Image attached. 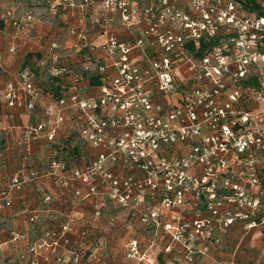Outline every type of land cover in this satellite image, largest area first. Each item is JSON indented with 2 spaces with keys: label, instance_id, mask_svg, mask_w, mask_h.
Instances as JSON below:
<instances>
[{
  "label": "built area",
  "instance_id": "1",
  "mask_svg": "<svg viewBox=\"0 0 264 264\" xmlns=\"http://www.w3.org/2000/svg\"><path fill=\"white\" fill-rule=\"evenodd\" d=\"M96 3L101 59L83 54L94 49L89 30L75 49L37 36L38 58L0 92L7 120L37 107L43 116L0 144V154L20 150L0 190V223L28 191L51 205L50 179L96 217L108 205L124 212L121 260L97 264H154L158 250L173 264H203L235 223L264 227V0H0V23L14 29L5 54L44 13L36 5L57 20ZM40 144L49 158L38 168ZM31 214L36 226L40 212ZM34 234L22 261L89 264L65 223Z\"/></svg>",
  "mask_w": 264,
  "mask_h": 264
},
{
  "label": "crops",
  "instance_id": "2",
  "mask_svg": "<svg viewBox=\"0 0 264 264\" xmlns=\"http://www.w3.org/2000/svg\"><path fill=\"white\" fill-rule=\"evenodd\" d=\"M38 13H43L40 18L33 23V28L24 31L21 36L15 39L18 46L17 53L10 56L5 54L8 43L11 42L14 29L10 26L0 23V54L4 53L3 65L0 66V92L8 80H12L29 62L38 58V55L32 54L39 47V42L35 41V37L44 36L49 39H62L65 47L75 49L78 45V33L82 30H89L93 40L94 49L90 53L101 59L102 53L99 46L105 41V36L102 35V30L96 25L100 21L99 12L101 5L93 4L87 13L77 9H64L57 20H52L44 11V7L36 5ZM119 35L125 37L127 35L126 28L119 25L117 28ZM31 55V58L28 59ZM81 55H76L78 62L82 61ZM89 77L94 74L89 73ZM42 86L51 88V85L42 83ZM56 89V88H55ZM5 103L0 96V144L8 136L17 137L20 128L29 123L38 121L42 116L41 108L37 107L32 115H16L15 119L7 120L5 117ZM3 145V144H2ZM20 155V150L15 149L13 152L0 154V190H2L8 183L9 178L15 168L17 158ZM34 165L38 168L42 167V163H47L49 153L46 145L40 144L33 148L32 154ZM44 188L46 191L54 196L53 209H59L60 200L57 198V191L59 188L50 180L44 179ZM28 202L36 205H44L42 199L39 200L31 192H27ZM58 201V202H57ZM55 202V203H54ZM15 204L20 205L19 199L15 200ZM14 204V206H15ZM25 216L19 211L11 210L2 214L0 224V264H28L26 260L19 259V255L26 252L27 244L30 241V233L28 232L27 222ZM137 223H135L136 225ZM116 228V227H115ZM119 228V226H118ZM18 230L23 236L19 242H14L11 239V230ZM34 233V231H32ZM120 232V229L117 231ZM221 246L214 250L210 256L203 259V264H264V227L260 226L254 229L247 230L244 223L237 222L232 225L227 233L222 237ZM155 251L153 254L158 253ZM161 264H173L170 261L164 260ZM42 261V259H40ZM155 263V262H154ZM48 264H53L52 262Z\"/></svg>",
  "mask_w": 264,
  "mask_h": 264
},
{
  "label": "rangeland",
  "instance_id": "3",
  "mask_svg": "<svg viewBox=\"0 0 264 264\" xmlns=\"http://www.w3.org/2000/svg\"><path fill=\"white\" fill-rule=\"evenodd\" d=\"M35 197L41 200L39 197ZM53 197L54 196L52 195V203ZM56 199L60 200L59 209H53L52 205L44 203V205L26 203V205L15 204L12 209L5 211L7 213L8 211L15 210L25 216L28 232L30 233V241L27 246L35 240V234L32 231L35 232L36 227L40 231L50 228L58 229L61 224L65 223L68 227L69 233L72 234V246L79 248L80 254L88 257L89 264H97L95 257L100 258L106 263L113 261V259L116 261L119 259L121 260L126 241L125 233L122 231L124 225L122 220L125 218L123 211L118 210L113 205H108L104 210V215L100 218L94 216L90 202H80L72 195L68 197L62 193V190L57 191ZM74 201L77 202L79 206H74L72 204ZM49 209L52 211L48 212ZM33 210L39 211L41 215L37 220L36 226H33L29 221ZM52 214L56 215L60 221H50V216ZM119 229L120 232H117ZM11 231L19 232L15 229ZM154 258V264H161V262H164L161 253L159 252L154 254Z\"/></svg>",
  "mask_w": 264,
  "mask_h": 264
},
{
  "label": "trees",
  "instance_id": "4",
  "mask_svg": "<svg viewBox=\"0 0 264 264\" xmlns=\"http://www.w3.org/2000/svg\"><path fill=\"white\" fill-rule=\"evenodd\" d=\"M28 57H29L28 59H30L31 58V55L28 56ZM90 83L92 85H98V84H100V81H99L98 77L93 76V77H90ZM57 94H58V91H57Z\"/></svg>",
  "mask_w": 264,
  "mask_h": 264
}]
</instances>
